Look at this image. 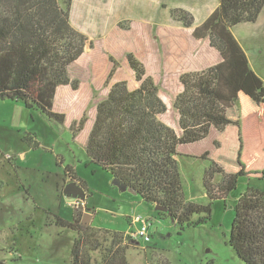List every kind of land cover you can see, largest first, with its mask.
<instances>
[{"label": "trees", "instance_id": "1", "mask_svg": "<svg viewBox=\"0 0 264 264\" xmlns=\"http://www.w3.org/2000/svg\"><path fill=\"white\" fill-rule=\"evenodd\" d=\"M217 1L195 27L189 11L171 9L186 38L175 43L185 46L183 64L174 66L183 67L172 102L178 132L161 119L167 106L134 50L121 61L108 54L107 92L95 104L93 121L83 113L67 122L68 109L58 99L65 89L78 90L69 69L84 55L88 39L70 22L72 0H0V101L19 102L55 123L67 122L73 139L84 133L89 162L154 208H165L156 211L179 229L206 224L213 200H224L239 178H264V82L232 33L237 24L256 22L264 0ZM123 64L132 81L116 79ZM181 155L209 161L203 175L207 203L184 198ZM217 175L221 179L214 182ZM67 180L83 186L68 166L63 184ZM86 212L92 211L83 205L73 207L71 219L54 214L57 227L76 233L68 264H129L127 252L138 240L131 233L83 227ZM228 245L245 264H264V190L248 185L238 196ZM0 264L9 263L0 259Z\"/></svg>", "mask_w": 264, "mask_h": 264}, {"label": "rangeland", "instance_id": "2", "mask_svg": "<svg viewBox=\"0 0 264 264\" xmlns=\"http://www.w3.org/2000/svg\"><path fill=\"white\" fill-rule=\"evenodd\" d=\"M217 0H72L71 23L87 36L84 55L70 69L79 81L77 91L65 89L58 105L68 109L67 122L83 113L93 121L95 104L107 92L108 54L118 60L134 50L154 77L167 109L161 119L178 132L177 112L172 107L180 91L178 76L184 53L177 41L184 26L173 18L171 9L189 11L195 24L215 8ZM206 11V12H205ZM251 68L264 82V10L254 23L232 28ZM205 45V44H204ZM204 53L207 54L206 45ZM210 61V60H209ZM207 64V62L205 63ZM116 79L132 81L123 67ZM17 106L22 108L19 114ZM61 125L40 112L27 110L19 102L0 101V259L9 264H68L76 233L55 225L54 214L71 219L77 198L64 194V168L82 182L92 211L89 225L96 228L137 233L148 221L146 236L127 252L129 264H245L228 245L234 205L249 185L264 190L262 180L238 179L224 200H213L210 220L196 227L179 229L169 216L161 215L140 196L120 190L112 177L89 162L83 148L84 133L73 139L68 123ZM87 124V128L89 125ZM14 157H12V156ZM183 196L205 204L203 187L208 160L177 158ZM220 175L214 182L220 181ZM141 216V219L137 217ZM133 235V234H132Z\"/></svg>", "mask_w": 264, "mask_h": 264}, {"label": "water", "instance_id": "3", "mask_svg": "<svg viewBox=\"0 0 264 264\" xmlns=\"http://www.w3.org/2000/svg\"><path fill=\"white\" fill-rule=\"evenodd\" d=\"M112 184L117 186L120 190H128L131 193L136 194L133 189L122 185L116 178L112 179ZM62 192L69 197H73V198H77V199H81V200H84V198H85L83 188L81 186H79L75 181H70V182L65 183L64 186L62 187ZM155 209L161 210V211H166V209L161 207V206H156ZM91 216L92 215L89 212L84 213V215L81 219V225L83 227H87L89 225V221L91 219ZM171 221H172V219H171Z\"/></svg>", "mask_w": 264, "mask_h": 264}, {"label": "built area", "instance_id": "4", "mask_svg": "<svg viewBox=\"0 0 264 264\" xmlns=\"http://www.w3.org/2000/svg\"><path fill=\"white\" fill-rule=\"evenodd\" d=\"M74 206L78 207V206H83L84 203L81 201V199H78L76 200L74 203H73ZM138 219H141L142 217L141 216H138L137 217ZM149 223L148 221L142 223L140 229L137 231V233H133V237L134 238H138V239H142L144 236H146L147 232H148V226Z\"/></svg>", "mask_w": 264, "mask_h": 264}, {"label": "crops", "instance_id": "5", "mask_svg": "<svg viewBox=\"0 0 264 264\" xmlns=\"http://www.w3.org/2000/svg\"><path fill=\"white\" fill-rule=\"evenodd\" d=\"M217 6V5H216ZM215 6V7H216ZM215 9V8H214ZM214 9H212L211 11H209V13L207 14V15H205V16H203V14L201 15V17H200V19L195 23V24H193V27H195V26H198L199 24H201L205 19H206V17L214 10ZM206 12V11H205ZM70 21H71V15H70ZM72 24V23H71ZM73 26V25H72ZM74 27V26H73ZM75 28V27H74ZM185 28V27H184ZM183 28V29H184ZM75 29H77V28H75ZM78 30V29H77ZM80 31V30H79ZM17 111H19V114H21V113H23V111H22V108L21 107H19V106H17ZM12 156V155H11ZM12 157H14V156H12ZM63 183H64V181H63ZM63 187V186H62ZM61 187V188H62ZM62 191V190H61ZM84 202V201H83ZM89 213H91L92 214V212H89ZM131 234H133V233H131Z\"/></svg>", "mask_w": 264, "mask_h": 264}, {"label": "flooded vegetation", "instance_id": "6", "mask_svg": "<svg viewBox=\"0 0 264 264\" xmlns=\"http://www.w3.org/2000/svg\"><path fill=\"white\" fill-rule=\"evenodd\" d=\"M66 182H68V180L66 181ZM70 182V181H69ZM79 185V184H78ZM80 186V185H79Z\"/></svg>", "mask_w": 264, "mask_h": 264}]
</instances>
